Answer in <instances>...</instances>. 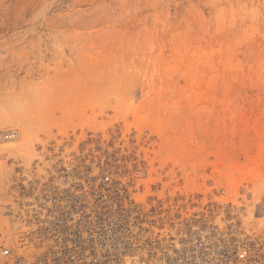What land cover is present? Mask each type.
<instances>
[{"label":"rangeland","instance_id":"374dc122","mask_svg":"<svg viewBox=\"0 0 264 264\" xmlns=\"http://www.w3.org/2000/svg\"><path fill=\"white\" fill-rule=\"evenodd\" d=\"M110 149L264 240V0H0V248L19 179Z\"/></svg>","mask_w":264,"mask_h":264},{"label":"built area","instance_id":"2783aa9c","mask_svg":"<svg viewBox=\"0 0 264 264\" xmlns=\"http://www.w3.org/2000/svg\"><path fill=\"white\" fill-rule=\"evenodd\" d=\"M149 176L110 149L80 150L47 175L19 179L23 228L0 248V264H264L263 239L235 218L177 214L174 202L146 194Z\"/></svg>","mask_w":264,"mask_h":264}]
</instances>
